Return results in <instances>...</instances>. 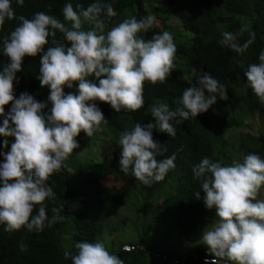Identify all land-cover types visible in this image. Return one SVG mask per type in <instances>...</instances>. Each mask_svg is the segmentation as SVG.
<instances>
[{"label": "clouds", "instance_id": "obj_1", "mask_svg": "<svg viewBox=\"0 0 264 264\" xmlns=\"http://www.w3.org/2000/svg\"><path fill=\"white\" fill-rule=\"evenodd\" d=\"M15 2L23 7L25 0ZM62 14L63 22L45 12L29 19L16 14L13 0H0V33L6 21L16 22L12 31L0 35L3 54L9 59L0 72V116L5 117L0 136L14 138L10 151L0 153L4 160L0 164V224L9 233L21 229L41 233L64 220L63 201L51 207L48 216L46 202L55 205L57 200L49 179L66 168L65 161L79 147L76 137L81 132L90 138L107 125L96 101L117 113L137 112L145 104V82L163 84L175 68L177 48L170 31L155 33L151 39L141 35L155 25L154 15L125 19L105 32L102 16L110 20L117 15L112 3L95 0L87 8L81 4L74 8L69 2ZM248 37L241 44L234 33L226 31L219 43L242 54L255 42L256 33L250 31ZM26 56L40 57L36 79L42 88L50 89L47 102L28 93L14 95L13 82ZM258 60L248 65L244 75L264 103V50ZM74 84L79 94H65V87L71 89ZM217 98L228 99L226 86L204 73L183 90L181 107L151 106L155 128L174 138L175 124L207 112ZM9 104L12 107L5 116ZM153 128L152 123H137L119 137L121 172L128 174L131 169L145 186L163 181L176 166L175 154L158 159L167 149L153 138ZM3 145L8 147L7 139ZM192 173L205 194L206 207L215 209V219L203 230L201 240L213 257L210 264H264V199H257L264 186V159L250 153L242 162L223 165L205 156ZM18 246L21 252L27 251L22 240ZM75 247L78 254L71 257L72 264H124L102 242H77Z\"/></svg>", "mask_w": 264, "mask_h": 264}, {"label": "trees", "instance_id": "obj_2", "mask_svg": "<svg viewBox=\"0 0 264 264\" xmlns=\"http://www.w3.org/2000/svg\"><path fill=\"white\" fill-rule=\"evenodd\" d=\"M149 1L102 0L104 3H112L117 12L110 20L102 18L111 27L122 22L125 12H130L132 18L137 20L146 15H154L156 23L153 28L141 34L145 39H151L155 33L166 30L190 32L193 37L188 41L173 36L177 48L175 56L191 69V75L185 77L183 70L174 63L175 68L165 83L152 85L145 82V104L137 112L121 110L117 113L111 106L100 107L99 101L95 103L108 121L107 125L102 126L117 133L131 131L137 123H152L153 138L167 149L158 159L175 154V168L166 174L163 181L145 186L132 175L131 169L128 174L121 172V150L117 148L99 163L80 166L72 185L68 183L66 168L62 169L49 179L57 196L56 203H46L49 206L48 216L51 217V207H59L63 201L61 215L65 217L64 220L50 228L45 227L41 233H29L26 229L9 233L4 230L5 225L0 224V264H72L71 257L78 254L76 243H96L104 239L103 222H107L112 211L133 205L129 202L136 203L133 208L126 209L132 212L131 215L136 213L134 217H138L142 233H150L154 228L153 222L161 220L159 210L162 208V214L172 216L170 223L180 238L192 247V251L185 256L172 257L152 249L148 240L119 242L110 232L105 238V247L111 254L118 255L124 264H206V261L210 264L213 259L206 246L200 247L199 235L203 223L215 219V209L206 207L205 194L192 168L205 156L223 165H231L234 157L226 154L230 146L242 154L239 162L250 153L264 159V103L256 97L244 75L248 65L259 62V53L264 50V0H156L157 6L146 7L150 5ZM69 2L74 8L77 4L87 8L95 0H25L23 7L13 0V7L17 15L29 19L37 12H45L63 22L62 9ZM169 20H175L178 27H169ZM15 26V21H6L0 35H7ZM226 31L234 33L241 44L249 38L250 31L256 33V39L244 53L237 54L219 43L222 33ZM8 63L9 59L4 56L0 43V72ZM39 68V56L24 58L22 70L16 74L17 80L13 82L17 98L21 93H28L38 101L47 102L50 89L42 88L36 79ZM204 73L226 86L228 99L217 98V102L207 112L195 118L190 117L181 124L173 121L176 127L174 138L157 130L151 106L166 103L171 110L181 107L183 90L194 85ZM76 94H79L78 87ZM11 107V104L5 106V116ZM4 118L0 116V126ZM255 118H258L260 128L258 136L240 134L232 141L224 138L230 129L244 128L247 120ZM5 139L8 140L7 148L3 145ZM12 143L13 137L0 136V153L10 151ZM3 162V156L0 155V164ZM162 189L166 191L160 207L158 203L152 202ZM197 192L200 194L198 199ZM130 217L126 216L122 222L125 223ZM129 221L132 222V219ZM150 235L144 236L148 238ZM138 236L141 238L140 234ZM21 240L27 245V251H20L18 245ZM126 245L134 248L127 251L124 249Z\"/></svg>", "mask_w": 264, "mask_h": 264}, {"label": "rangeland", "instance_id": "obj_3", "mask_svg": "<svg viewBox=\"0 0 264 264\" xmlns=\"http://www.w3.org/2000/svg\"><path fill=\"white\" fill-rule=\"evenodd\" d=\"M150 5H147L146 7L150 6H157L158 1L156 0H150ZM134 4V2H133ZM135 6V4H134ZM132 15L130 12H125L122 21L125 19H131ZM168 26L171 28H177L178 23L175 20H169L167 22ZM110 28V25L106 24L105 32ZM172 34H174L177 38H179L182 41H188L193 37V34L190 32H186L184 30H175L171 31ZM174 63L177 64V66L183 70L185 77H189L192 73L191 69L185 66V63L183 60H179L175 56ZM184 64V65H182ZM78 87V84H74L71 89L65 87L64 91L65 94L72 93L76 94V88ZM100 107H106L110 106L105 103H99ZM246 126L244 128H234L230 129L225 134V139L227 141H232L239 137L240 134H250L253 137L258 136L260 133V128L258 124V118H255L254 120H247L245 122ZM102 131H97L94 133L92 137H87L84 132H81L77 137V143L79 144V147L74 150V153L68 157V159L65 161L66 164V170L68 172V183L69 185H72L75 181L76 173L80 166H86L92 163H99L104 156L110 155L115 149L119 148V137L120 133H117L113 129L109 127L102 126ZM79 138V139H78ZM121 150V149H120ZM226 154L228 156H233V161H238L242 157V154L239 153L238 150H235L234 147H228V150L226 151ZM165 191L166 189H162L155 200H153L152 204L158 203V205L162 206V200L165 197ZM161 197V198H160ZM257 199H264V188H261L260 193L257 197ZM160 200V201H159ZM129 204L136 205L135 202H129ZM133 205H128L127 207H124L122 209H119L117 211H112L108 215L107 222H103L104 226V233L102 237L104 239H99L100 242L104 243L107 239H105L108 235V233H112L114 235V238L117 239L119 242H123V240L127 241H136V240H148L150 247L152 249L158 250L160 252H165L169 254L172 257H181L185 256L188 253H191L192 247L187 244L182 238H180L179 234L177 233V230L172 226L170 221L172 220V216L168 213L162 214V208L159 210V216L162 217L161 220H158L157 222H153L154 228L150 233H142L141 223H139L138 217H134V215H131L130 211H128L126 208H133ZM126 216H131L129 218L132 219V222L127 220L124 222L123 219ZM213 221L206 220L202 227H201V234L199 235V242L200 247L205 246L201 240H202V234L203 230L206 228V226L209 224L211 225ZM125 224V225H124ZM135 225V226H134ZM138 229V230H137ZM141 235V238H139L138 235ZM150 235L148 238H145L144 235ZM134 247H132L133 249ZM130 247V250H132Z\"/></svg>", "mask_w": 264, "mask_h": 264}, {"label": "water", "instance_id": "obj_4", "mask_svg": "<svg viewBox=\"0 0 264 264\" xmlns=\"http://www.w3.org/2000/svg\"><path fill=\"white\" fill-rule=\"evenodd\" d=\"M56 241H57V239H56ZM181 260H179L178 262H180Z\"/></svg>", "mask_w": 264, "mask_h": 264}]
</instances>
